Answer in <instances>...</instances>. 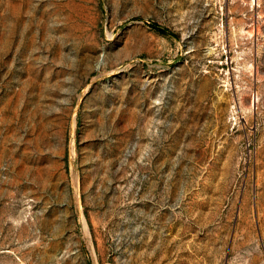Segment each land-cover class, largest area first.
I'll return each mask as SVG.
<instances>
[{"label": "rangeland", "instance_id": "1", "mask_svg": "<svg viewBox=\"0 0 264 264\" xmlns=\"http://www.w3.org/2000/svg\"><path fill=\"white\" fill-rule=\"evenodd\" d=\"M0 264H264V0H0Z\"/></svg>", "mask_w": 264, "mask_h": 264}, {"label": "trees", "instance_id": "2", "mask_svg": "<svg viewBox=\"0 0 264 264\" xmlns=\"http://www.w3.org/2000/svg\"><path fill=\"white\" fill-rule=\"evenodd\" d=\"M162 33H164V31H162Z\"/></svg>", "mask_w": 264, "mask_h": 264}]
</instances>
